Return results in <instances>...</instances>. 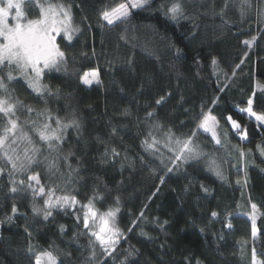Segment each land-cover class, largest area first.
Wrapping results in <instances>:
<instances>
[{"label": "trees", "instance_id": "obj_1", "mask_svg": "<svg viewBox=\"0 0 264 264\" xmlns=\"http://www.w3.org/2000/svg\"><path fill=\"white\" fill-rule=\"evenodd\" d=\"M49 1L70 6L79 31L71 42L59 37L64 61L44 73L46 88L36 93L18 72L9 81L0 68L7 85L0 98L21 102L16 116L40 148L28 171L11 175L0 154V264H36L43 252L57 264L89 263L90 240L75 214L45 219L11 191L29 175L55 195L118 211L124 247L137 257L99 264H253V249L264 259V127L241 111L251 99L264 115V0H151L112 25L101 13L126 0ZM174 3L183 13L176 19L168 12ZM94 70L100 82L88 86L82 78ZM208 114L218 121L219 144L199 130ZM57 119L62 140L50 150L32 121L57 128ZM73 120L78 128L62 127ZM4 122L0 114V128ZM177 139L201 146L222 174L206 156L177 160ZM13 147L23 157L29 145ZM253 204L261 213L255 236Z\"/></svg>", "mask_w": 264, "mask_h": 264}, {"label": "snow or ice", "instance_id": "obj_2", "mask_svg": "<svg viewBox=\"0 0 264 264\" xmlns=\"http://www.w3.org/2000/svg\"><path fill=\"white\" fill-rule=\"evenodd\" d=\"M151 0H126L112 7L111 10H105L101 13L102 18L107 21L109 25L114 24L117 21L127 19L131 15L132 9H143L150 5ZM34 5L39 9L37 18H28L26 15L24 5ZM14 11L15 15L11 16V20L14 23H10V14ZM168 12L171 13V18L176 19L178 15H182V8L179 3H174ZM62 16V18H61ZM72 17L70 12V6L65 7L64 4H52L49 0H0V68L7 67V79L9 81L14 79L13 70L19 73L27 82L28 86L36 92H41L42 88L46 86L40 85V80L45 70L57 69L59 65L64 61L65 53L60 50L56 43V36L61 32L68 41L72 40V33L79 31V28H73ZM255 39V38H253ZM246 44L250 43L245 41ZM215 63V61H213ZM14 66V69H13ZM91 75L92 79L87 77ZM98 80V74L93 71L92 73H86L83 78L85 84H91L92 80ZM0 89L7 90V85L4 83L3 76H0ZM163 100V97H161ZM161 101L158 100L159 104ZM20 101H16V104H20ZM16 104L10 103L9 100L0 98V114L4 119V125L0 128V154L11 165L12 172H26L29 167L36 163V155L40 152V148L36 147L35 142L27 131L21 127L19 123V117L16 116ZM27 107L28 112H32L33 109L30 106ZM246 111L250 116L255 117L256 120L264 122V115H257L252 109V100L248 101V108L241 109ZM43 115V113H40ZM50 120L51 117H48ZM227 119L231 121L233 127L239 128L237 121L233 120L231 116ZM57 128H52L50 123H44L40 127H36L35 121H32L33 131L38 135L39 140L46 143L50 150H55L56 145L52 142H60L62 140L61 121L57 119L55 121ZM217 121L214 116L205 115L198 125L205 132L212 134V139H217L215 127ZM76 126L79 127L77 121L73 120L69 124H64V129ZM26 142L29 147H26L23 152V157L17 154V149L13 145H17L18 142ZM156 141L153 140L151 144L145 141L148 148L154 147ZM177 145H181L179 148V154L176 156L177 160L183 159L188 160L189 158H195L198 153H195L194 149L189 145L191 140H185L181 142L179 139L176 140ZM31 153V154H29ZM47 159V157L45 158ZM49 168L55 167V163H49ZM171 170V169H170ZM3 169L0 168V173ZM217 175H220L217 172ZM40 185V179L38 175H29L27 188L32 189L34 196L45 195V188L39 186L38 189L34 187ZM13 183H16L13 180ZM19 184L24 185L25 181L20 180ZM12 192H16L17 188L13 187ZM47 195L49 199L44 201L45 208L44 217L45 219L50 216L51 209L57 205L63 207L65 205L76 203L75 197H57L55 200L51 199L53 190H49ZM85 207L88 211L84 214V227L89 228V219L95 217L96 213L92 210V203ZM253 209L256 205H252ZM16 208L13 207V212ZM34 212H39L41 209L33 208ZM115 215L114 212L109 211L103 217H101V224L99 225V231H92L91 235L96 237L107 251L109 248H114L117 240L114 237L120 234L118 228L110 226V219ZM216 215L215 212L212 213ZM253 224V236L256 235L255 216L252 217ZM231 227V225H229ZM253 264H264V261L257 260V254L253 249ZM36 264H57L56 258L51 252H44L36 257Z\"/></svg>", "mask_w": 264, "mask_h": 264}, {"label": "rangeland", "instance_id": "obj_3", "mask_svg": "<svg viewBox=\"0 0 264 264\" xmlns=\"http://www.w3.org/2000/svg\"><path fill=\"white\" fill-rule=\"evenodd\" d=\"M49 2L52 3L51 1H49ZM52 4H54V3H52ZM27 6H30V5L25 4L23 7L25 9L26 15L28 16V18H30V13H31V11L34 10V8L33 9H30ZM30 7H32V6H30ZM65 7H67V6H65ZM108 10H111V8L108 9ZM133 10H135V9H132L131 12ZM14 15H15V13L13 11L10 14V19H9V22L10 23H14V21L11 20V16H14ZM71 17H72V15H71ZM61 18H62V16H61ZM105 22H107V21H105ZM117 22H119V21H117ZM117 22H115V23H117ZM71 23H72V26H73V22L72 21H71ZM73 28H75V27L73 26ZM76 35H77V32H73L72 33V37H73L72 40L74 39V37ZM59 37H64V35H63L62 32L59 35L56 36V43H57V45H58V39H59ZM65 40L68 41L66 38H65ZM71 41H68V42H71ZM253 43L254 42L252 41L249 44L250 45H253ZM47 71H49V70H45V72H47ZM92 72L93 71H90V72H87V73L90 74ZM95 72L98 74L97 71H95ZM43 76H44V74H43ZM43 76H42V78L40 80V85L41 86H43V82H42ZM84 77H85V75L83 76V78ZM83 78H82V80H83ZM87 78L88 79H92L91 75H89ZM98 80H99V75H98ZM99 82H100V80H99ZM99 82H97L96 80L93 79L91 84H86V85H88V86H90V85H96ZM27 84H28V82H27ZM34 92H36V91H34ZM41 92H36V93H41ZM208 115L213 116L211 114H208ZM247 115L256 124H258L259 126L264 127V122H261V121L256 120L255 117L250 116L248 113H247ZM257 115H259V114H257ZM216 121H217V119H216ZM217 128H218V121H217V124H216V127H215V132H216L217 139L220 141ZM233 129L236 130V131H239V128H237V127H233ZM199 130L202 133H204V134H206V135H208V136H210L212 138V134L210 132H205L202 128H199ZM212 140L214 141V143L219 144V143L216 142V140H214V139H212ZM180 141L183 142L182 140H180ZM180 146L181 145H177V143L174 144L173 151L177 155L179 154V148H180ZM189 146L191 148H193V146L191 144ZM199 147L200 148H197V149H194L193 148L194 151H195V153H198V156H200L201 158H202V156L203 157L206 156V158H208V160L206 161V164L208 165L209 169L211 171L215 172L216 174H217V172H219L220 174H222V170H221L220 163L215 158H213L212 156H210L208 153H205V151L201 149V146H199ZM32 183H33L34 187H36L37 189H38L39 186H42L41 184L39 186L35 185V182H32ZM26 185L27 184L21 185V184H18L17 183L14 187L17 188V192H20V193L24 194L28 198V200H29L32 208L35 207L37 209H41V211L36 212V213L41 214V215L44 216V211H43V209L45 208L44 201L46 199H49V196L47 195L48 191L45 190V195H43V196H40V195H35L34 196L32 189L27 188ZM57 197H64V196L55 195L53 193L51 199L55 200ZM75 200H76V203H74V204L65 205L63 207L57 205L56 207H54V208L51 209V213L52 214H54L56 212H62V213H65V214H71V213H73L81 221V223L83 224L84 233L86 234V236L90 240L91 256H90V259H89V263L88 264H99L100 263V260H106V259L120 260L121 262L124 261L126 263V262H129V261H131V260H133V259H135L137 257V253L134 252L133 249H131L129 247H124V242L126 240V235L123 233V231L118 226V222H117L118 211L116 209L109 210V211L115 213V215H114L113 218H109L110 219V226L115 227V228H118L120 230V234L118 236L114 237V239L117 240V243L114 245V248H109L107 251H105V248L103 246H101L100 242L98 240H96V237L95 236H92L91 235V232L92 231H99V225L101 224V217H103L109 211H100V210H98L92 204V210L96 213V216L95 217H91L90 216V219H89V228L86 229L84 227L83 220H84V214H85V212L88 211V208L85 207V206L88 205L89 203L83 204L78 199L75 198ZM260 215H261V213L259 212V210L257 208H255V209H253V212H251L250 214L247 215V218L252 222V217L255 216V226H256V221H257V219H258V217ZM256 233H257V229H256ZM256 254H257V260L264 261V259L261 257V255H259V253L257 251H256Z\"/></svg>", "mask_w": 264, "mask_h": 264}]
</instances>
